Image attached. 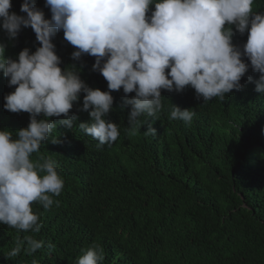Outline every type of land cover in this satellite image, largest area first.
<instances>
[{
  "label": "trees",
  "instance_id": "1",
  "mask_svg": "<svg viewBox=\"0 0 264 264\" xmlns=\"http://www.w3.org/2000/svg\"><path fill=\"white\" fill-rule=\"evenodd\" d=\"M23 2L11 0L10 12L26 15L20 11ZM32 2L51 18L46 0ZM253 9L264 13V0H255ZM246 41L247 32L233 36L241 50ZM0 42L7 45L5 57L14 60L23 49L34 53L40 46L30 27L15 40L0 30ZM52 42L62 69L75 64L87 86L108 90L102 75L92 71L95 57L74 61L76 49L62 31ZM249 76L255 81L260 74L249 66L242 90L207 103L191 87L181 93L162 90L158 119L141 117L148 122L135 135L126 131L130 107L124 103L135 93L112 92L106 119L119 125L120 136L111 146L79 129L90 121L87 112L78 111L82 93L70 112L78 116L74 127L59 125L63 117L53 118L57 129L33 154V159H53L65 182L54 197L58 207L45 211L32 205L41 214L40 233L19 234L33 235L45 247L6 259L18 233L0 225V264H75L93 243L104 250L103 264H264V94L255 91ZM14 90L0 73V130L15 137L30 116L5 109L4 97ZM172 105L192 109V122L170 120ZM149 124L153 136L143 134ZM48 242L55 247L49 249Z\"/></svg>",
  "mask_w": 264,
  "mask_h": 264
},
{
  "label": "clouds",
  "instance_id": "2",
  "mask_svg": "<svg viewBox=\"0 0 264 264\" xmlns=\"http://www.w3.org/2000/svg\"><path fill=\"white\" fill-rule=\"evenodd\" d=\"M255 0H46L51 18L32 0H24L20 11L10 12L11 0H0V30L15 40L22 28H31L39 47L34 53L23 49L17 59L6 58L7 45L0 42V73L15 90L4 97L11 113H28L27 128L15 132L0 130V225L18 233L15 246L6 259L24 253L32 256L45 247L36 239L42 228L41 214L33 211L38 204L45 211L59 206L64 179L50 157L39 154L57 123L72 129L78 116L70 114L83 93L81 112L90 121L79 129L99 142L111 146L120 136L119 125L106 119L112 110V92L123 89L130 107V135L147 124L141 117L158 119L163 109L162 90L181 93L195 90L204 103L240 91L242 77L251 67L260 74L253 81L255 91L264 94V13L253 9ZM154 9V10H153ZM235 29V32L233 31ZM76 51L71 58L79 61L85 54L95 57L92 71L107 82V91L93 89L80 78L75 64L62 69V61L52 42L58 32ZM247 32L243 50L233 44L236 33ZM250 61V65L244 62ZM192 109L172 105L170 120L190 124ZM43 117V118H40ZM153 136L149 124L143 133ZM57 142L54 140L53 143ZM53 249L54 244L48 242ZM104 250L93 243L75 264H103ZM33 264H36L33 261Z\"/></svg>",
  "mask_w": 264,
  "mask_h": 264
}]
</instances>
